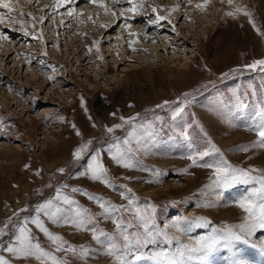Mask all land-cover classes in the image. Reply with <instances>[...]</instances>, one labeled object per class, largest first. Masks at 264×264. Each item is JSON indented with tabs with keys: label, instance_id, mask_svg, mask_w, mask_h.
<instances>
[{
	"label": "rangeland",
	"instance_id": "rangeland-1",
	"mask_svg": "<svg viewBox=\"0 0 264 264\" xmlns=\"http://www.w3.org/2000/svg\"><path fill=\"white\" fill-rule=\"evenodd\" d=\"M119 1L115 6L112 0H107L108 8L111 5L118 17L122 9L131 7L128 0ZM198 1L189 4L187 0H144L138 14L147 12V17L131 21L126 13L127 20L120 17L115 26L109 28L111 32L104 33L100 28L102 44L108 37L116 43L109 52L103 46V59L97 53L95 42L81 30L94 33L95 27H101L113 11L106 13L101 7H93L95 11L88 9L90 12L85 11L86 14L83 11L76 17L78 22L74 28L80 29L92 51L79 62L67 59L62 45L54 50L53 28L50 31L48 24L45 27L39 22V7L47 0H33L31 4L20 0L19 4H14L16 11L11 14L0 9L6 13V19H10H5L9 21L6 26L14 22L18 25L19 21L32 23L31 17L26 15L29 12L37 18L35 27L28 26L33 32L29 34L31 39L22 34L12 35V30L3 27L8 40L11 38L19 51L9 55L10 52L5 54L0 50V227L12 218L8 234L0 241L5 245L15 242L14 234H18L24 217L35 216L36 207L47 200H53L62 211L56 220L44 213L40 217L45 226L53 234L62 236L66 243L58 250L57 244L32 224L31 219L27 227L31 229L33 243L38 242L63 264H118L115 257L104 252L113 237V242L121 252L128 253L127 258L133 264H156L148 258L156 251H175L183 244L193 246L201 238L211 236L213 229L245 222L247 214L238 202L254 188H259L258 180L237 181L226 188L217 187L213 181L215 167L222 162L233 167L264 169V148L251 147L259 139L258 126L264 122L260 115L264 107V70L245 67L254 60L264 59V36L243 13L235 16L226 13L242 5L264 31V0H233L231 4L228 0H209L204 9L195 6L202 3ZM152 2L159 15L163 8L170 11L172 5H179L182 17L175 19L171 13L172 22L162 20L161 24H151L150 21L156 19ZM161 4L165 7L159 6ZM21 11L25 15L21 16ZM80 21L85 22L83 27ZM123 22L146 27V33L152 34L151 39L143 36L141 41L137 40V35L129 34L131 31L136 34L131 28L120 40L117 34ZM41 30L42 39L38 38ZM133 40L137 42L131 44ZM7 42L0 40L1 48H5ZM43 46L48 53L42 57L38 51ZM122 48L126 57L122 55ZM88 56L94 61L87 63ZM168 67L174 69L173 74ZM49 71L55 79H47L43 85V75L50 74ZM41 82L43 86H38ZM2 93L16 98L3 104ZM185 94H188L186 98ZM164 101L169 104L156 107ZM15 102L16 105L9 106ZM20 102L27 105L23 111L17 106ZM39 112L43 117L40 118ZM121 117L135 119L129 123ZM116 124L123 126L108 132L107 129ZM77 129L80 135L76 134ZM89 140L91 145L77 160L73 153ZM243 146H249V150L242 151ZM97 152L107 168L108 184L104 183V178L93 180L90 174L81 175ZM195 153L207 155L190 167L192 162L188 157ZM114 154L123 155L133 166L118 164L113 159ZM60 168L65 171L59 172ZM185 168L187 172L183 171ZM252 175L260 173L253 171ZM167 185L168 190L162 188ZM73 188L79 191L73 192ZM58 191L59 200L56 199ZM63 196H68L73 203L65 204ZM90 196L101 198V203ZM132 201L133 208L154 217L148 229L154 237L148 244L124 248L121 231L126 230L132 236L143 234V223L135 211L108 213L106 209L112 205L128 208ZM21 208L27 211L14 215ZM220 210L237 214L222 216ZM80 219L85 220L88 230L72 223ZM117 220L123 222L122 228L117 227ZM161 231L168 234L170 242L159 235ZM94 235L100 239H94ZM247 241L237 243L235 250L240 255L247 249H257L264 255L259 247L264 244V228L257 225ZM70 246L77 250L80 246L88 247L92 254L82 258L65 251ZM232 251L218 246L206 258L191 260L188 264H204L215 259L216 263L231 264ZM0 255L11 259L13 264H55L47 258L43 261L35 257L17 258L2 249ZM136 256L142 258L137 260Z\"/></svg>",
	"mask_w": 264,
	"mask_h": 264
},
{
	"label": "snow or ice",
	"instance_id": "snow-or-ice-1",
	"mask_svg": "<svg viewBox=\"0 0 264 264\" xmlns=\"http://www.w3.org/2000/svg\"><path fill=\"white\" fill-rule=\"evenodd\" d=\"M28 4L33 3V0H26ZM38 2V0H36ZM74 0H55V4L52 6L55 10L58 7H62L65 4H72ZM89 3L98 5L101 8H104L105 12L112 11L110 8H108L105 0H88ZM114 3H118L119 0H113ZM193 0H187V3L191 4ZM20 0H0V9L6 10L7 14H11L14 11H16L14 4H19ZM128 3L131 5V7L124 8L121 10L120 16L117 17L119 19L120 17H124L125 20H127L126 13H136L138 10L143 7L144 0H128ZM209 3V0H203L202 3H197L195 6L198 9H204L207 4ZM228 3H233V0H228ZM47 7V5H46ZM177 8H179V5H176L172 8V11H176ZM152 11L156 13V19L150 21L151 24H157L159 21L167 20V16H161L159 15L157 8L153 7ZM6 13L0 11V24H4L6 19ZM239 13H243L244 16L249 18L250 23L252 24L253 28L261 35L264 36V31L261 30V28L257 25V21L253 18L252 13L244 6L240 5L235 8V11L227 12L226 15L228 16H235ZM70 17H77L82 15V12L77 11L74 8H69L66 13ZM21 16L25 15L22 11L20 13ZM26 15L30 16L32 19V26L35 27L37 23V18L34 16L31 12L27 13ZM63 15V14H62ZM112 15L115 16V12H112ZM44 19L46 17L41 16L39 18V22L43 23ZM63 23V20L61 21ZM83 23V21H81ZM110 25H102V27H108ZM128 28L131 27V25H127ZM173 30H175L173 26ZM130 35H136L135 33H129ZM43 33L41 32L40 36L38 38L42 39ZM0 39L7 40L8 36L0 30ZM137 41L133 40L131 41V44H135ZM99 40L95 41V46L97 52H99ZM136 50V49H133ZM89 51H92L91 48H89ZM45 55H47V52H45ZM103 59V57H100ZM31 63V61H29ZM43 63V61H41ZM248 69H256L260 68L261 70H264V59H257L254 60L252 63L245 65ZM227 75V74H225ZM49 79H55L54 76H50ZM188 94H185V98ZM81 100L83 102V97H81ZM169 104V101H164L163 104H158L157 108L165 107ZM112 115H115V113H112ZM139 115V114H137ZM260 115L261 117H264V107H261L260 109ZM135 117H128L124 118L121 117L122 121L131 123ZM122 124H116L113 127H109L107 130L108 132H113L115 128L122 127ZM73 128L76 126L73 124ZM76 134L80 135V131L77 129ZM258 141H255L252 143L251 147H259L264 148V122H262L258 126ZM92 143L91 140L87 142V144L82 145L78 147L75 152L73 153L74 157L79 160L82 155L84 154L85 150L88 146H90ZM242 151L247 152L249 150V146H243ZM216 151H219V149H216ZM207 155V153H195L188 157L189 160H191L192 164L191 166H196L197 162L200 158ZM113 159L116 160L118 164H123L124 167H132L133 164L124 158L123 155L120 154H114ZM92 162L88 164L87 169L85 172H82L81 175H89L93 180H100L101 178H104V183L108 184L109 181L107 179V168L104 167V165L101 163L100 159V153L97 152L96 155L91 157ZM205 167H212V165H204ZM25 167H29V165H25ZM59 172L63 173L65 171L64 168L58 169ZM183 171L187 172L188 169L185 168ZM257 171L260 173L258 176H253L252 172ZM39 174V172L37 173ZM214 181L213 184L217 187H223L226 188L229 186L230 183L237 182V181H243L247 182L248 180H258L259 182V188H254L249 196L244 197L238 202V206L244 210V212L247 214L245 222L237 224V225H227L223 229H213V234L208 237L201 238L199 242H197L193 246H189L186 244L179 245L176 247L175 251H168V250H160L152 253L148 258L155 261L156 264H188L191 260H200L206 258L210 253L214 252L218 246L227 248L232 251V261L231 264H250L248 260L243 258L238 251H236V246L238 242H245L247 243V237L253 234V229L258 225L260 228H264V169H252V168H239V167H233L230 164H227L226 162H222L220 165H217L215 167L214 172ZM73 192L79 191V189L73 188ZM90 199H95L98 203H101V198L99 197H93L90 196ZM56 199H61V194L58 191ZM65 204L73 203L69 199L68 196L62 197ZM134 204V201L130 202V205L128 208H124V206H115L112 205L106 209L108 213L111 212H118L120 210L124 211H135L139 219L143 223V227L145 229V233L140 234L137 233V235L132 236L131 234L127 233L126 230L121 231V236L123 237V247L128 248L132 244L137 245H145L152 241V238L154 237V233L152 231H148L149 229V221L154 223V217L146 216L144 210L140 208H133L132 205ZM103 207L104 205L101 204ZM54 209V211H53ZM27 211L26 208H21L19 212H15L14 215L18 216L21 212ZM62 209L58 204H55L53 200H47L45 203L39 204L36 209V215L33 217L25 216L23 219V223L18 228V234L15 235V242H10L7 245H5L2 241H0V249L7 253H11L13 256L17 258H29V257H35L37 260L43 261L45 258L51 259L55 262V264H63L62 261H58L55 256H53L50 252L45 251L41 245L36 242L33 243V237L30 235L31 229L27 227L29 224V220L31 219V223L34 224L37 228H39L42 232L46 233L49 238L57 244L58 250L60 249V246L66 243L64 241V238L60 235L53 234L46 226L44 221L41 219L40 214L44 213L47 215L50 219L56 220L58 218V214L61 213ZM179 218H177L178 223ZM69 221L65 220V223H68ZM72 223H75L78 228L88 230L87 224L85 220L80 219L79 222L72 221ZM12 224V218L9 217L8 221L4 223L3 227H0V238L4 237L8 234L9 231V225ZM123 222L121 220H117V227L122 228ZM130 226V225H129ZM95 233V229H92ZM106 235V234H101ZM159 235L163 236L166 241H169V236L166 232L161 231ZM94 239L99 240L100 237L97 235H94ZM114 241V237L112 240L107 242V246L104 248V252L109 255L115 257V260L118 262V264H133L132 260H129L127 258L128 253L127 252H121L120 249L117 247V244ZM260 251L264 252V244L260 245ZM67 252H71L73 254H78L82 258H87L89 255L92 254V250L85 246H80L79 250L75 246H70L69 248L65 249ZM119 253V254H118ZM142 256H136L135 259H141ZM0 264H13L12 260L9 258H6L4 255H0Z\"/></svg>",
	"mask_w": 264,
	"mask_h": 264
},
{
	"label": "bare ground",
	"instance_id": "bare-ground-1",
	"mask_svg": "<svg viewBox=\"0 0 264 264\" xmlns=\"http://www.w3.org/2000/svg\"><path fill=\"white\" fill-rule=\"evenodd\" d=\"M48 2L47 3H45L44 2V4L43 5H41V7H39V17H41V16H44V17H46V19H44V21H43V23L41 24V25H45V24H48L49 26L48 27H50V31H52V28H53V31H52V33H51V35H52V38L54 39L53 41L55 42V44L56 45H54L53 46V49L54 50H58V47H59V45H62V46H64V50H66V52L64 53L65 55H66V57H67V59L69 58V60H74L75 62H79L80 60H81V57H84L85 55H88V53L90 52L89 51V48H91L92 49V46H90V45H88V43L86 42V40L85 39H83V34H86V35H88L89 36V38L92 40V42H95V41H97V40H99V52H97L100 56L101 55H103L102 53H101V51H103V46H104V50H107L108 52L109 51H112L113 50V44L114 43H112L111 42V39L108 37V38H106V42H105V44H102V41H101V38H102V33H101V31H100V28L102 29V31L104 30V33H106V32H111V29H109V28H112L113 26H115V22L116 21H118L119 19H117V17H118V12L117 11H115V10H113L112 9V7H111V5H109V8L113 11V12H115V16H109L108 18H107V20H106V22H104V23H102L103 25H110V26H108V27H95V32L93 33L92 32V30H88V29H86V30H81V31H83V34H81L80 33V29L78 30H76L74 27H75V23H77L78 21H77V19H76V17H70V16H68L66 13H67V10L69 9V8H74V9H76L77 11H80V12H82L83 13V11H84V13H85V11H88V12H90V10H88V9H91V8H93V7H99L98 5H95V4H92V3H89L88 2V0H74V2L72 3V4H65V5H63L62 7H58V8H56L55 10L53 9V5L55 4V0H47ZM113 1V0H112ZM158 1V0H157ZM105 2H106V4H107V0H105ZM198 2H203V0H199ZM118 3H120V1L118 2ZM118 3H115V6H117V4ZM81 5L82 6V8H80V7H78L77 5ZM152 5H153V7H156L155 6V3L154 2H152L151 3ZM46 5H47V7H46ZM164 4H161V5H159V6H163ZM87 6H89V7H87ZM153 7H152V9H153ZM160 7V8H161ZM163 7H165V5L163 6ZM174 6L172 5V7H170L171 8V10H170V8H169V10L170 11H167V9H165V8H163V12H162V14H160L161 16H167L168 17V19H167V21H169V22H172V19H171V13H174V16H173V18H177L178 16H180L181 15V13L179 12V8L176 10V11H172V8H173ZM38 8V7H37ZM78 8H80V9H78ZM94 9V11L95 10H97V9H95V8H93ZM37 11V10H36ZM104 11V10H103ZM121 12V11H120ZM142 12V11H141ZM107 13V12H106ZM63 14V15H62ZM86 14V13H85ZM91 14V13H90ZM120 15V14H119ZM128 15H129V20H131V21H133V20H137V18H139V17H147L149 14L147 13V12H142V13H139L138 14V12H137V14H133V13H128ZM93 17V16H92ZM91 17V19L93 20V18ZM95 17V16H94ZM128 17V16H127ZM182 17V15L180 16V18ZM179 18V19H180ZM88 19H90L89 18V16H88ZM125 19V18H124ZM6 20H10V19H6ZM17 20V19H16ZM15 20V21H16ZM39 20V19H38ZM63 20V23H61V21ZM18 21V20H17ZM16 21V22H17ZM94 21V20H93ZM164 21H166V20H164ZM7 22H9V21H5L4 22V24H0V30H2L3 32L5 31V29H3V27H5L6 26V23ZM10 22H12V21H10ZM14 22V21H13ZM81 22V21H80ZM95 22V21H94ZM25 23H26V25H25ZM86 23H87V21H86ZM163 23V22H162ZM8 24V23H7ZM17 24V23H16ZM15 24V22L13 23V24H11L10 26H6V28L8 29V31H13L12 33H10V34H12V35H16V34H22L24 37H26V38H30V35L29 34H32L31 32H30V29H28L29 27L28 26H30L32 23L30 22V21H28V22H26V21H19V23H18V25H16ZM96 24V23H95ZM122 24H124V22L122 23ZM131 25V27L130 28H128L127 27V25ZM135 24V22H128V23H126V25L124 24V26L119 30V33L117 34V37L119 36V39L120 40H123L126 36L125 35H127L126 33H128L129 32V29H133V30H135L134 32H136V35H137V37H136V39L137 40H139V41H141L142 40V37L143 38H147L148 40L149 39H151V36H152V34H148V33H146V30H147V28L146 27H139V25H134ZM149 24V23H148ZM159 24H161L160 22H159ZM158 24V25H159ZM9 25V24H8ZM16 25V26H15ZM85 25V22L83 23V25H82V27ZM171 25V24H170ZM77 26V25H76ZM45 27H46V25H45ZM31 28V27H30ZM73 29H75V30H73ZM152 29V28H151ZM42 30H45V29H42ZM42 30H41V32H42ZM16 31H18V33L16 32ZM46 31V30H45ZM96 31H98V32H96ZM158 31V30H157ZM132 32V31H131ZM49 31H48V35H49ZM46 34V33H45ZM9 36H11V35H9ZM29 36V37H28ZM116 36V35H115ZM162 36V35H161ZM164 36V35H163ZM15 37V36H14ZM19 37V36H18ZM24 37H19L20 39H22V38H24ZM59 37H61V40L59 39ZM160 37V36H159ZM18 38V39H19ZM26 38H24V39H26ZM43 38V37H42ZM165 38V37H164ZM9 39V38H8ZM7 39V43H4V45L6 44L7 46H5V48H1L2 46H1V44H0V50H3L4 51V53L6 52V53H8V52H10L9 53V55L10 54H12L13 52H17V50H16V47H14V45H13V41L11 40V38H10V40H8ZM17 39V38H16ZM31 39V38H30ZM35 39V38H34ZM45 39V38H44ZM0 40H3L4 41V39H0ZM29 40V39H28ZM39 40V39H38ZM25 41V40H24ZM44 41H46V40H44ZM5 42H6V40H5ZM10 42L12 43L11 45H10ZM18 44H19V41L17 42ZM15 44V43H14ZM116 44V43H115ZM114 44V45H115ZM121 44V43H120ZM122 44H123V42H122ZM3 45V44H2ZM3 45V46H4ZM16 45V44H15ZM118 46H119V44H118ZM27 47V46H26ZM45 46H43V47H41V48H39V51H38V53H41V55H42V57L43 56H47V55H45L44 53H45V48H44ZM130 47L131 48H133V46H131L130 45ZM18 48V47H17ZM106 48V49H105ZM145 48V47H144ZM133 49H136V48H133ZM32 50V49H31ZM125 49L124 48H122L121 49V51H122V55L124 54V53H126L125 51H124ZM19 51V50H18ZM5 53V54H6ZM14 53V54H15ZM48 53V52H47ZM18 54V53H17ZM104 55H105V53H104ZM117 55H118V53H117ZM121 56V55H120ZM127 56V54H125V55H123V57H126ZM17 57V56H16ZM87 57V56H86ZM106 57V56H105ZM104 57V58H105ZM122 57V56H121ZM121 57H118L119 58V60H121ZM122 57V58H123ZM15 59V58H14ZM14 59H12V60H14ZM84 59H86L85 57H84ZM126 59V58H125ZM11 60V61H12ZM20 60H22V59H20ZM24 60V59H23ZM38 60V59H37ZM43 61H45V60H43ZM91 61H94V58H90L89 56H88V58H87V63H89V62H91ZM108 61V60H107ZM13 62V61H12ZM22 62H24V61H22ZM27 62V61H26ZM34 62V61H33ZM39 62H41V60L39 61ZM49 62V61H48ZM51 63V62H50ZM16 64H18V63H16ZM31 64V63H30ZM108 64H109V62H108ZM11 64H9V66H10ZM19 66H20V64H18ZM45 64H43V66H44ZM4 66V65H3ZM6 66V65H5ZM16 66V65H15ZM18 66V67H19ZM30 66V65H29ZM31 66H32V64H31ZM41 67H42V64L40 65ZM48 66V70H51L52 71V68L51 67H49V65H47ZM53 66V65H52ZM79 66H81L80 64H79ZM12 67V66H11ZM17 67V66H16ZM33 67V66H32ZM32 67L30 68L31 70H32ZM36 67H37V65H36ZM36 67H34V68H36ZM7 68V67H6ZM169 68V71H170V73L171 74H173V72H174V69L172 68V67H168ZM2 69V68H1ZM10 69H12V68H10ZM28 70V71H31V70ZM56 69H57V67H56ZM34 70V69H33ZM36 70V69H35ZM34 70V71H35ZM42 70H43V68H42ZM44 70H46V69H44ZM11 71V70H10ZM41 71V70H40ZM51 71H49L50 72V74H45V75H43V79H42V82H44L43 83V85L44 84H46V81H47V79L49 80V77L51 76V74H52V72ZM4 72V71H3ZM39 72V71H38ZM37 72V73H38ZM44 72V71H43ZM48 72V73H49ZM12 73H13V70H12ZM35 73V72H34ZM40 73V72H39ZM35 76H36V74H35ZM41 76H42V74H41ZM9 77H10V75H9ZM87 77V76H86ZM37 78V77H36ZM8 80H10V79H8ZM40 80V79H39ZM4 81V80H3ZM12 81V80H11ZM1 82V81H0ZM42 82L38 85V86H43L42 85ZM62 83H63V81H61ZM6 83V82H5ZM9 83V82H8ZM22 83V82H21ZM49 84H50V82H48ZM20 83H18V85H19ZM38 84V83H37ZM21 86V85H20ZM48 86V85H47ZM22 87V86H21ZM20 87V88H21ZM62 87H63V85H62ZM0 88H2L1 86H0ZM9 88V87H8ZM93 88V87H92ZM38 89V88H37ZM55 89V88H54ZM1 90V89H0ZM6 91V90H5ZM38 91H39V89H38ZM48 91V90H47ZM2 92H4V91H2ZM41 92V91H40ZM5 94L6 93H2V95H1V101H2V103L4 104V103H6L8 100H11V98H13V97H15V96H13V97H9V96H5ZM7 97V98H6ZM16 98V97H15ZM14 98V99H15ZM13 102V101H12ZM7 104V103H6ZM9 104V103H8ZM13 105H16V102L15 103H12V104H9V106L11 107V106H13ZM17 106H20V109L23 111L25 108H26V104L25 103H23V102H20V103H18L17 104ZM16 106V107H17ZM28 108V107H27ZM27 112V111H26ZM19 113H20V111H19ZM38 115L40 116V118L41 117H43L42 115H41V113L39 112L38 113ZM167 187H168V185L165 187H162L163 189H167ZM169 189V188H168ZM167 189V190H168ZM170 190H172V189H170ZM165 191V190H164ZM225 210V209H224ZM227 210V209H226ZM223 214H222V216L223 215H225V216H227V215H229L230 217L233 215V214H237V212H231L230 210H228V211H222V210H220ZM220 214V213H219ZM221 216V215H220ZM220 216H219V218H220ZM224 216V217H225ZM251 247H253V246H251ZM257 250V249H256ZM256 250H253V249H247L244 253H242L241 254V256L243 257V258H245L246 260H248L249 262H250V264H264V255H260ZM261 253V252H260ZM263 254V253H262ZM221 261V260H220ZM204 264H220V263H216V259L215 260H211V261H208V262H206V263H204Z\"/></svg>",
	"mask_w": 264,
	"mask_h": 264
}]
</instances>
